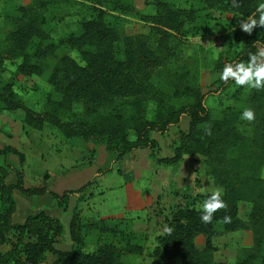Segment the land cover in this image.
I'll list each match as a JSON object with an SVG mask.
<instances>
[{
    "label": "trees",
    "instance_id": "1",
    "mask_svg": "<svg viewBox=\"0 0 264 264\" xmlns=\"http://www.w3.org/2000/svg\"><path fill=\"white\" fill-rule=\"evenodd\" d=\"M86 1L93 5L94 15L81 19L79 30L63 38L77 52L79 61L66 53L57 57L46 80L59 96L57 99L47 97L46 108L40 110L24 104L13 91L11 81L17 74H39L40 60L53 53L54 44L48 40V33L42 26L38 6H19V14L12 17L13 25L7 32L6 44L0 48V74L5 70V58H19L6 80L0 82V109L19 108L25 124L40 128L47 122L65 137L103 138L113 159L138 147L153 148L156 141L150 131L164 133L185 118L186 127L177 131L172 153L156 156L155 160L174 163L183 154L202 155L205 170L213 185L222 190L228 207L217 211L211 223H204L201 220L203 202L212 192L197 194L202 205L175 208L164 227L171 228V233L163 229L154 236L150 255L176 257L179 264H219L213 257L216 247L212 236L247 229L251 242L237 248L231 264H264V177L259 174L264 165V89H248L245 108L254 109L256 118L249 122L250 128L245 129L241 124L245 108L225 106L218 116L212 115L204 97L206 93H216L218 87L210 89L208 86L204 92L185 71L172 73L167 80L171 95L188 97L187 101L172 105L167 102L166 91L152 80L153 74L167 68L172 54L171 38L181 30L184 21L195 18V12L197 15L199 11L217 9L243 18L254 15L258 19L256 9L264 0H237L239 7H233L232 0H198L201 2L198 7L151 0L153 12H139L133 6L137 16L148 23L149 31L155 35L153 46L148 43L146 33L119 34L115 26L106 21L105 3L109 0ZM43 3L42 0L38 2L40 8ZM34 37L37 42L28 51ZM117 42H120L119 48ZM258 45L264 48V27L261 26H256L251 34L243 31L240 47L227 58L218 53L215 66L220 67L225 59L229 63L247 64L249 55L255 54ZM217 81L220 86L226 84L221 78ZM148 101L154 102L149 117L145 115ZM73 104L79 105L78 111L73 110ZM61 112L68 118H63ZM130 130L132 136H129ZM9 153L16 154L20 161L23 157L21 151L8 143L0 146V245H6L0 246V264H39L44 251L52 253L55 260L63 264H126L123 254L142 252V246L131 241L127 234L122 235L120 245L98 241L90 250L81 249L85 229L116 230L97 221L80 222L75 211L68 220L71 243L65 249L53 244L63 231L58 217L39 208L20 221L12 220L14 189L24 195L48 193L58 206L65 208L68 196L79 193L89 181L60 192L44 184L26 185L23 170L8 161ZM8 169L14 171V181L6 180ZM239 202L247 205L246 217L237 213ZM225 215L231 217L230 223L223 222ZM199 234L203 235L201 246L194 242Z\"/></svg>",
    "mask_w": 264,
    "mask_h": 264
},
{
    "label": "rangeland",
    "instance_id": "2",
    "mask_svg": "<svg viewBox=\"0 0 264 264\" xmlns=\"http://www.w3.org/2000/svg\"><path fill=\"white\" fill-rule=\"evenodd\" d=\"M42 1L44 5L40 8V0H0V48L6 44L7 32L13 25L12 17L19 14L20 5L28 4L38 6L42 26L48 33V40L54 44L53 53L40 60L42 69L39 74H17L11 81L15 94L24 104L36 110L46 108L47 97L57 99L59 96L46 80L57 57L66 53L79 61L77 52L63 38L68 33H76L80 20L95 13L93 5L86 0ZM167 1L180 7H198L201 4L198 0ZM133 6L139 12L154 11L151 0H109L105 3V19L115 26L119 34L146 33L148 43L153 46L155 35L149 31L148 23L137 16ZM247 18L228 11L206 9L197 15L195 12L192 21H184L181 30L170 40L172 54L167 68L152 76L153 82L166 91L168 104L177 105L188 100L185 95H171L167 81L172 73L185 71L204 92L209 87H218L216 93H206L204 97L212 115L218 116L225 106L245 108L249 87L238 86L232 79L220 86L217 79L221 78L224 66L229 62L225 59L220 67H216L215 58L218 53L227 58L240 47L243 35L240 22ZM36 42L37 38H32L27 50L31 51ZM116 47H120V42ZM258 50L264 48L258 45L255 53ZM18 61V57L3 60L5 70L0 74V82L6 80ZM79 108L78 104H73V110L78 111ZM153 108L154 102L148 101L145 106L147 117L151 116ZM21 114L19 108L0 109V146L8 143L23 153L21 161L14 153H9L7 158L13 167L23 170L24 184H44L60 192L85 181L89 183L79 193L68 196L66 207H59V214L50 194L24 195L14 189V221L22 220L24 214L37 210V207L58 215L63 231L53 244L65 249L71 243L67 232L68 220L71 212L75 211L80 222L97 221L116 230L110 232L99 227L85 229L81 249L90 250L98 241L120 245L123 243L122 235L127 234L143 249L139 254H123L126 264H179L176 257L150 255L154 236L163 231L175 208L200 207L202 201L197 194L218 189L205 170L202 155L198 153L183 154L174 163L155 160L156 156L172 153L177 131L186 127L185 118L164 133L150 131V136L156 141L153 148L138 147L113 159V153L106 149L103 138L65 137L47 122L40 128H34L21 120ZM66 115L62 113L63 118H68ZM243 121L241 124L249 129V122ZM129 136H132L131 130ZM7 172L6 180L14 181V171L8 169ZM259 174L264 177V165L260 167ZM246 210V203L239 202L238 215L246 217ZM202 240L201 234L194 238L197 246H201ZM212 242L216 247L213 257L219 264H231L237 248L250 244L251 234L247 229L222 232L212 236ZM0 246L3 248L6 245ZM39 264L63 263L56 261L49 251H44Z\"/></svg>",
    "mask_w": 264,
    "mask_h": 264
},
{
    "label": "clouds",
    "instance_id": "3",
    "mask_svg": "<svg viewBox=\"0 0 264 264\" xmlns=\"http://www.w3.org/2000/svg\"><path fill=\"white\" fill-rule=\"evenodd\" d=\"M232 4L233 7H239L237 0H232ZM256 12L259 13L258 19L253 15L240 22V27L248 34H251L256 26L264 27V3L257 7ZM221 79L225 82L232 79L238 86H248L257 90L264 89V50L250 54L247 64L244 62L225 64ZM255 118V111L252 108H245L241 114V119L248 122L254 121ZM208 134H211L210 130ZM227 207L228 205L223 199V192L218 188L204 200L201 220L204 223H211L213 215L219 210L227 209ZM222 219L224 223L231 222L229 215H225ZM164 231L170 234L172 229L166 227Z\"/></svg>",
    "mask_w": 264,
    "mask_h": 264
},
{
    "label": "crops",
    "instance_id": "4",
    "mask_svg": "<svg viewBox=\"0 0 264 264\" xmlns=\"http://www.w3.org/2000/svg\"><path fill=\"white\" fill-rule=\"evenodd\" d=\"M55 207H56V211L58 212V214H59V207L60 206H58L57 204H55ZM38 209L40 208V207H37ZM14 212V211H13ZM13 212H12V215H11V218H14L13 217ZM29 213H31V212H29ZM47 214H50V215H52V216H55V217H57L58 215H56V214H53V213H51V212H46ZM27 214V213H26ZM26 214H24L23 215V217L26 215ZM22 219V218H21ZM13 220V219H12ZM15 220H17V219H15ZM63 236V235H62ZM63 263V262H62Z\"/></svg>",
    "mask_w": 264,
    "mask_h": 264
}]
</instances>
